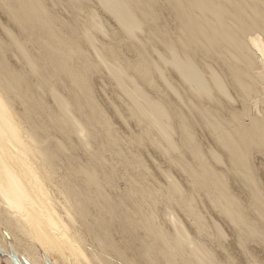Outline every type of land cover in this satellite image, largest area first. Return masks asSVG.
<instances>
[{
    "label": "bare ground",
    "instance_id": "1",
    "mask_svg": "<svg viewBox=\"0 0 264 264\" xmlns=\"http://www.w3.org/2000/svg\"><path fill=\"white\" fill-rule=\"evenodd\" d=\"M12 257L264 264V0H0Z\"/></svg>",
    "mask_w": 264,
    "mask_h": 264
},
{
    "label": "water",
    "instance_id": "2",
    "mask_svg": "<svg viewBox=\"0 0 264 264\" xmlns=\"http://www.w3.org/2000/svg\"><path fill=\"white\" fill-rule=\"evenodd\" d=\"M12 261H13L14 264H19L14 257H12ZM47 264H51V263L47 262Z\"/></svg>",
    "mask_w": 264,
    "mask_h": 264
},
{
    "label": "rangeland",
    "instance_id": "3",
    "mask_svg": "<svg viewBox=\"0 0 264 264\" xmlns=\"http://www.w3.org/2000/svg\"><path fill=\"white\" fill-rule=\"evenodd\" d=\"M121 124H122V123H121ZM118 125H120V124H118ZM121 126H122V125H121ZM123 127L125 128V126H124V125H123ZM199 135H201V134H199ZM148 162H150V161H148ZM149 166L151 167L152 165H150V164H149ZM152 169H153V168H152Z\"/></svg>",
    "mask_w": 264,
    "mask_h": 264
}]
</instances>
